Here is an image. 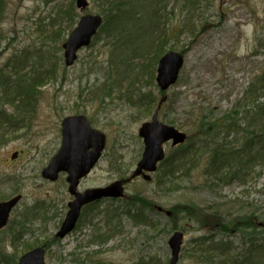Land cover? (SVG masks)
I'll return each mask as SVG.
<instances>
[{"label": "rangeland", "instance_id": "1", "mask_svg": "<svg viewBox=\"0 0 264 264\" xmlns=\"http://www.w3.org/2000/svg\"><path fill=\"white\" fill-rule=\"evenodd\" d=\"M50 1L0 0V75L11 81L17 73L24 84L34 81L39 86L7 94L12 96L9 101L0 90V108L4 110L0 111V123L5 114L15 110L14 106L18 109L13 117L14 130L0 138V180L16 178L0 185V194L5 186V198L23 196L13 213L14 220L21 207L24 212L26 208L32 212L35 206L36 216L25 229L19 227L28 233L20 242L15 239L17 229L13 223V227L0 230V264H8L7 256L14 264L13 260L25 253L24 245L38 242H49L45 264H138L153 256L161 264H168V241L175 233L183 235L177 264H207L201 255L206 245L197 243L206 242L210 236L226 235L200 226L192 215L219 211L227 224L251 216L260 224L264 220V165H255L245 179L217 180L212 174L206 175L213 181L209 183L204 175L209 147L197 141L199 135H195L200 118L210 122L233 110L239 102L242 106L247 88L257 85L264 75V0H150L152 5L145 11L154 16L157 13L162 19H147L148 24L140 29L142 44L138 41L134 46L142 58L134 61L133 71L138 75L146 71L142 62L152 60L155 54L183 51V67L175 84L164 92L167 101L159 118L187 134L188 143L199 147L196 166L186 173L190 164H182L169 177L172 181L163 179L165 166L158 165L150 180L138 178L126 185V199L95 204L86 210L74 231L63 239L54 238L65 216L68 195L61 182L54 187L52 183L44 186L40 172L59 145L61 121L67 116L87 114L93 126L106 135L102 157L82 184L83 188L105 187L135 171L143 152L138 131L150 121L155 105L147 110L134 107L128 96L132 88L123 87L108 88L110 98H104L101 104L89 103L92 90L103 84L107 69L116 77V69L124 67L114 54L115 48L110 50L105 35L99 32L89 46L78 52L77 60L66 66L63 50L57 46L62 49L75 23L61 41L46 34L50 28L45 26L58 11L55 4L66 7L73 2L76 21L83 15H101L107 4L104 0H86L87 7L79 10L75 0ZM20 58L27 60L26 66L19 65ZM117 70V77H121L123 71ZM156 70L157 63L149 86L145 85L147 73H142L138 84L143 81L140 90L157 101L161 94L156 86ZM45 71L54 76L34 79ZM240 108L238 117L242 118L248 107ZM5 127L0 125L1 132ZM218 135V140L226 138L224 142H231L228 147L240 144L239 135ZM164 149L168 157L177 151L170 144ZM190 157L184 163L195 159ZM142 202H149L150 208H143ZM175 206L183 210L172 220L171 209ZM191 207L192 215L187 212ZM133 208V214L136 210L145 213L150 226L127 214Z\"/></svg>", "mask_w": 264, "mask_h": 264}, {"label": "trees", "instance_id": "2", "mask_svg": "<svg viewBox=\"0 0 264 264\" xmlns=\"http://www.w3.org/2000/svg\"><path fill=\"white\" fill-rule=\"evenodd\" d=\"M104 1L107 4V8L103 12V25L99 32H103L107 43L110 39H115L116 42L119 43L121 42L124 45V51L127 49L126 46H132L135 49L133 50V56L141 59V54H139V56L136 55V47L134 46V43L138 41L142 44L141 39H139L138 36L140 29L145 24H148L147 19L150 22H157L158 20L160 22V19H162V16H157V13L154 16L145 11L146 8L151 7L152 0ZM137 1H139V3H137ZM72 3L63 9H60L64 12L58 10L53 16H50L51 21L45 26V28H50V33L48 34V31H46V34L52 36L53 39H56L57 41L63 40L67 30H70L75 23L74 4ZM143 12L146 13V19L143 17ZM143 20L146 22H143ZM165 31L168 33L167 30ZM160 56L161 55L155 54L152 60L142 62V66L147 69L146 71L143 70L142 73L148 74V79L145 80V85L149 86L151 80L153 81L154 67ZM126 69L129 70V67ZM49 73L51 72L45 71L44 76ZM129 73L133 75L132 79L134 81L132 82V87L138 84L140 81L139 79H143L141 77L142 73L138 75L131 69L129 70ZM41 74V72L38 73V78H41ZM117 75L118 70L116 69L115 76L117 77ZM30 83L32 87L29 86V88L39 87L34 85V81H29V84ZM256 83L257 85H251L245 91L243 98L244 104H242V106L239 102L238 105L234 106L233 110L210 122L206 121V118H200L197 125L198 133L196 136L199 135L197 141L206 143L210 152L209 160L205 168L206 175L212 174L217 177V180L221 178L238 179L239 177L245 179V176L251 174L255 165H264V75H262L261 78L259 77ZM101 87L106 90L108 88H121L117 83L108 80H105ZM108 91H110V89ZM261 99L262 101H260ZM238 107H241L240 110L248 107V109H245V111L242 112V118L238 117V115L241 114V112H238ZM220 132L225 133V137L230 135H234L235 137L236 135H239V146H241H232L233 148L228 147L231 142H224L226 138L219 142L215 140L214 143H211L214 138L217 139L220 137L218 135ZM235 141H237V138ZM209 144H211V146H209ZM175 150L177 151H175L174 154L167 157L161 163V165L165 166L164 173L162 174L163 179H165V177L169 178L171 174L180 170L182 164L184 165L186 162H195L200 149L199 147H194L191 143H187L186 145L179 146ZM190 155L193 157L195 156V159L192 161L188 160L184 163L187 158H191ZM190 170L191 166H189L185 172L189 173ZM2 196L3 195L0 194V200ZM150 206L149 202H142L143 208H150ZM192 208L193 207L187 210V212L191 211V215L194 212V209ZM182 210L183 208L180 206L173 207L171 209L173 212L171 219L174 220ZM133 211L134 210L132 209L127 214L136 220L142 221L144 225L150 226L147 221L148 218L145 216L144 212L136 210L135 214H133ZM192 217L198 220L200 226L208 227L210 229L214 228L215 230H219L222 235H226V238L210 236L206 242L197 243V246H201V244L203 246L206 245V248L201 250V255L203 256L202 261L205 263L264 264V220L258 224L255 216H251L250 218L243 219V221L236 220L227 224L224 221V215L219 211L209 213L201 212L199 217L193 215ZM236 241H238L237 244ZM32 247L34 246H25V250H30ZM13 263L16 264L14 260ZM138 264L161 263L155 258V256H153L148 257L147 261H140Z\"/></svg>", "mask_w": 264, "mask_h": 264}, {"label": "water", "instance_id": "3", "mask_svg": "<svg viewBox=\"0 0 264 264\" xmlns=\"http://www.w3.org/2000/svg\"><path fill=\"white\" fill-rule=\"evenodd\" d=\"M76 6L83 9L86 7V1L77 0ZM100 22L98 17L89 16L84 18L77 29L70 34L68 40L63 45L65 49L64 59L66 65H71L73 61L76 60V52L78 50L90 44L92 39L91 35L96 33V30L100 26ZM182 66L183 57L175 52H169L159 60L156 82L162 90L165 91L175 84ZM163 102L164 100L160 101L159 107ZM151 123L144 125L140 131V136L145 138V150L134 172V176H139L143 171L153 173L156 170V164L162 161L164 157L161 148V144L164 141L173 139V146H175L177 144H182L186 139L183 133L175 131L174 128L158 124L156 115L153 117ZM70 126H76V131L78 132L73 134L75 130H70ZM148 129L154 131V134H159V137H155L149 141L147 139L150 133ZM62 134V148L58 154L51 159L48 167L43 172V176L51 181L56 179L59 172H67L69 175L68 182L70 184L69 191L75 196V200L69 205L70 210L57 234V237L60 238L74 228L81 207L103 198H118L123 196V189L120 182L112 184L105 189L87 190L82 194L75 193L78 181L88 174L103 151L105 147L104 137L100 133L92 130L82 117L66 119L63 122ZM89 149H91L92 152L88 153L87 151ZM143 178L146 181L150 180V177L145 174ZM16 201L17 200H12L0 205V228L5 225L7 216ZM158 210L161 211L160 208H158ZM182 240L183 235L175 233L168 241L170 250L168 264H177ZM43 253L42 248L33 250L23 256L19 264H44Z\"/></svg>", "mask_w": 264, "mask_h": 264}, {"label": "bare ground", "instance_id": "4", "mask_svg": "<svg viewBox=\"0 0 264 264\" xmlns=\"http://www.w3.org/2000/svg\"><path fill=\"white\" fill-rule=\"evenodd\" d=\"M53 0H51L50 2H52ZM86 1V0H85ZM76 2H77V0H75V6H76ZM69 5V4H68ZM67 5V6H68ZM55 8H57V10H60V9H63L64 7H62V5H59V4H55V6H54ZM86 7H87V2H86ZM85 7V8H86ZM76 8L77 9H81V10H84L85 8H78L77 6H76ZM1 11V10H0ZM61 12H64V11H62V10H60ZM99 14V13H98ZM90 15H83V16H81L80 18H79V20H77L76 21V15H75V28L73 29V30H71L70 31V33H69V35H68V37H67V39H66V41L68 40V38H69V36H70V34L75 30V29H77V27H78V25L80 24V22L84 19V18H87V17H89ZM145 16H146V13H144L143 12V17L145 18ZM91 17H98L99 19H100V26L98 27V29L96 30V33H93L92 35H91V38L92 39H94V37L99 33V30H100V28H101V26L103 25V13H101V15L99 14L98 16H91ZM48 34L50 33V32H47ZM66 41H64L63 42V44H62V49H60V46L58 45L57 47L59 48V50H63V57L65 56V49L63 48V45L66 43ZM112 44V45H111ZM106 46V45H105ZM108 46H109V48H110V50H112V48L114 47L115 48V55H117L119 58H120V61H119V64H122V65H124V67L122 68L121 66H117L118 68L117 69H121L122 71H123V73L122 72H120V74H122L121 75V77H114L113 75H112V70L111 69H107V72H105V76H104V81L105 80H108V81H111V82H114V83H117L119 86H121V87H123V88H127V90H128V88H132L131 89V91L130 92H128V96H130L131 97V100H132V103H134V107H136V108H139V109H141V110H147V109H149L152 105H155V107H154V111H153V113H152V116H151V118H150V121H147V122H144L142 125H141V127H140V129H139V131H138V136H139V138L141 139V141H142V144H143V152H144V150H145V138L143 137V136H140V131H141V129L143 128V126L144 125H146V124H148V123H151L152 121H153V117L156 115V121L158 122V124H161V125H163V126H167V127H172V128H174L175 129V131H177V132H181V133H183L185 136H186V139H185V141L182 143V144H177V145H175V146H173V139H168V140H166V141H164L162 144H161V148H162V150H163V154H164V157H163V159H162V161H160V162H158L157 164H156V170H157V168H158V165H161V163L168 157V155H167V153L165 152V149H164V147H165V145L166 144H170V147L171 148H173L174 150L176 149V148H178L179 146H183V145H186L187 143H188V136H187V134H185L184 132H182L181 130H179L178 128H175L174 126H173V124L172 125H169V124H164V123H162L161 121H160V118H159V116H160V111H161V108L163 107V103L165 102V101H167V98L165 97V94H164V92H166L167 90H162L161 88H160V86L157 84V82H156V86L158 87V90H159V93L161 94V98H159L157 101L156 100H154L153 98L151 99L150 97H148L147 95H145L143 92H142V90H140L141 89V84H142V82H140L139 84H137L136 86H134V87H132V82L134 81L132 78H133V75H131L130 73H129V70L131 69L132 71H133V68H135V65H134V61H136V60H138L139 62H140V59H138V58H136V57H134L133 56V54H134V52H133V50H135L133 47L131 48V46H126L127 47V49H125V51L123 50V44L120 42H116V40L115 39H110V40H108ZM149 46V45H148ZM141 48V47H140ZM81 49H83V48H81ZM80 49V50H81ZM150 49V48H149ZM80 50H78L77 52H76V60H77V54H78V52L80 51ZM169 52H174V51H169ZM168 52V53H169ZM176 53V52H175ZM152 54V53H151ZM167 54V53H166ZM177 54L178 55H180V56H182L183 57V51L182 52H177ZM136 55H138L139 56V49H138V47L136 46ZM165 55V54H164ZM164 55H161L159 58H158V60H157V68H158V62H159V60L164 56ZM135 58V59H134ZM20 61H19V65L20 66H22V63H23V65L24 66H26V62H27V60L26 59H23V58H20L19 59ZM63 60H64V64H65V59L63 58ZM76 60H74L73 61V63L76 61ZM183 62H184V57H183ZM72 63V64H73ZM71 64V65H72ZM66 65V64H65ZM139 65V63L136 65V66H138ZM66 66H70V65H66ZM127 67H129V70H127L126 68ZM32 68V67H31ZM179 74H180V71H179ZM179 74H178V76H179ZM37 77H35L34 79H41V78H43V77H45V78H47L48 79V77H51V76H54V74L51 72V73H49V74H47L46 76H44V74H41V78H38L39 76H38V74L36 75ZM157 76H158V72H157V70L155 71V81H156V78H157ZM14 79L13 80H11L10 81V78H5V76H3V75H0V90L5 94L4 96L6 97V101H9L10 100V98L12 97V96H9V95H7V94H15V93H17V92H19V91H21L22 93L23 92H26V90H29V89H32V88H29V86L30 87H32L31 86V83L30 84H24L21 80H19V76L17 75V73H16V75L13 77ZM177 80H178V77H177ZM176 80V81H177ZM110 92L111 91H108V90H106L105 88H102V87H98V88H94L93 90H92V92H91V94H92V101H90L89 103H93V102H99L100 104L103 102V99L104 98H106V97H108V98H110L109 97V95H110ZM161 100H164V102L160 105V107H159V103H160V101ZM159 101V102H158ZM28 103V101L26 102V104ZM144 104H145V106H144ZM143 108V109H142ZM14 111H12V113H10V114H5V116L3 117V121L0 123V125L1 126H6L5 128H3L4 129V131H2L1 132V130H0V138L5 134V136L7 135V131L9 132V131H11V130H14V127H15V120H14V116L17 114V112H18V109L14 106ZM0 111H4V110H2L1 108H0ZM157 111V112H156ZM148 114H150V112L148 113ZM74 117H82V118H84L85 120H86V122L88 123V125H89V127L92 129V130H94V131H96V132H98V133H100L103 137H104V144H105V146H106V135L104 134V133H102L100 130H98L97 128H95V126H93V124H92V121H91V119L87 116V114H77V115H71V116H67V117H65L62 121H61V128H60V138H58L59 139V145L56 147L57 149L55 150V152L54 153H52L51 154V156H50V158L48 159V161L46 162V164L43 166V170H41L42 171V177L44 178V179H46V180H48V181H50V182H55V181H57V179L60 181V180H62L63 181V179H61V176L62 175H67V180H66V182H67V186H68V193H69V196H71L72 197V200L70 201V203H69V205L75 200V196L74 195H72L71 193H70V191H69V187H70V184H69V182H68V177H69V175L67 174V172H65V171H61V172H59L58 174H57V177H56V179L54 180V181H51L50 179H48V178H45L44 176H43V172H44V170L48 167V165H49V162L51 161V159L54 157V156H56L57 154H58V152L61 150V148H62V143H63V134H62V129H63V122L66 120V119H69V118H74ZM2 118V117H1ZM20 119H22V118H20ZM152 124V123H151ZM70 130H75V131H73V134H76L78 131H76L77 130V127L76 126H70ZM148 131H150L149 129H148ZM196 136V135H195ZM155 137H159V134H154V131H150V133H149V136H148V140L150 141V140H152V139H154ZM215 140L217 141V142H219L220 140H218V138L217 139H213V142L212 143H214L215 142ZM0 144H2V141H1V139H0ZM88 153L89 152H92V150L91 149H89L88 151H87ZM17 155V154H16ZM101 157H102V154H100L99 155V158L101 159ZM13 158H16V157H13ZM99 158L97 159V161H96V163L93 165V167L90 169V171L88 172V174L85 176V177H83V178H81L79 181H78V184H79V182L80 181H82L83 179L85 180L86 179V177H88L89 175H90V173L94 170V166L96 165L97 166V164H98V162L100 161L99 160ZM99 160V161H98ZM195 163L196 162H193V163H185V164H190V165H188L187 167H186V169L189 167V166H191V170L189 171V173L194 169V167L196 166L195 165ZM138 165V164H137ZM96 166H95V168H96ZM136 169H137V166H136ZM136 169H135V171H136ZM185 169V170H186ZM155 170V171H156ZM134 171V172H135ZM154 171V172H155ZM134 172L128 177V178H132L131 180H130V182L132 181V180H137L138 178H142L143 180H144V178H143V175L145 174V175H147V176H149V177H151L150 175L152 174V173H148V172H146V171H143L142 173H140V175L139 176H134ZM204 175H205V177L207 178V181H209V183H213V181L212 180H210L207 176H206V174H205V171H204ZM59 177V178H58ZM16 177H8V178H6V180L4 181V182H1V180H0V185H2V184H6V183H8V182H10V183H12V182H14V179H15ZM128 178H120V179H118V180H115V181H113L112 183H110L108 186H110V185H112V184H115V183H117V182H120L121 183V187H122V189H123V196L122 197H118V198H107L108 200H112V201H121V200H123V199H126L125 198V187H126V185L129 183V181L127 182V180H128ZM146 181V180H145ZM4 184V185H5ZM78 184H77V186H78ZM77 186H76V188H75V193H77V194H82V193H84L85 191H87V190H93V189H105L106 187H108V186H105V187H89V188H87L86 190H84L83 192H78L77 191ZM0 189H2V188H0ZM4 190H3V193H2V198H1V200H0V205L1 204H5V203H7V202H10V201H12V200H17L16 201V203L14 204V206L11 208V210H10V212H9V214H8V216H7V220H6V223H5V225H3L1 228H0V230H2V229H4L5 227H6V225H7V221H8V218H9V215H10V213H11V211L13 210V208L15 207V206H17L18 204H19V202H21V200H22V196H20V195H13V196H10V197H7V198H5V196H4V194H5V192H6V187L4 186V188H3ZM65 191V190H64ZM95 204H99L100 203V201L98 200V201H93ZM53 203V202H52ZM127 203V202H126ZM46 205H52V204H46ZM69 205H68V210L66 211V213H65V216H64V218H63V220H62V222H61V224H60V226H59V228H58V230H57V232H56V234H55V236H54V238L55 239H63L64 237H66L67 235H69L72 231H74L75 229H76V227H78V225H79V223H80V220L81 219H77V221H76V224H75V226H74V228L70 231V232H68L66 235H64L63 237H57V234H58V232L60 231V229H61V226H62V223H63V221H64V219H65V217H66V215H67V213L69 212V210H70V207H69ZM133 210H134V208H133ZM21 213H22V211H21ZM27 218H25L24 220H26ZM21 221V219H19L18 217H16L15 218V222H14V224H15V228L17 229L16 230V233H17V237L15 238L16 239V241H18V242H20V240H21V238H24L23 236L24 235H27L28 233H25L24 234V231L22 230V229H19V227H23V229H25V226L27 225V223H24L23 225H21V226H19L18 224H19V222ZM52 241H50V243H51ZM49 242H38V243H33V246L34 247H32L30 250H25V245L22 247V245H21V247H22V250H24V252L25 253H23L19 258H15V262H16V264H19V262H20V260H21V258L23 257V256H25L26 254H28V253H30V252H32L33 250H36V249H38V248H42L43 249V247H49ZM29 246V245H28ZM44 253H43V257H44ZM170 258V257H169ZM44 260H45V257L43 258ZM179 259V258H178ZM6 261H7V263L8 264H12V261H10V259L8 258V256H7V258H6ZM44 264H45V262H44Z\"/></svg>", "mask_w": 264, "mask_h": 264}, {"label": "flooded vegetation", "instance_id": "5", "mask_svg": "<svg viewBox=\"0 0 264 264\" xmlns=\"http://www.w3.org/2000/svg\"><path fill=\"white\" fill-rule=\"evenodd\" d=\"M18 154V153H17ZM53 155V154H52ZM52 157V156H51ZM99 160H100V158H99ZM98 160V161H99ZM96 166V165H95ZM95 166H94V168H95ZM42 170H43V167H42ZM40 176H41V178H42V181H40V182H45V183H43V185L45 186V185H48L49 183H52L51 185H53V187L55 186V183L57 184L58 182H61L62 183V185H61V188L62 189H64L65 191H66V193H67V195H68V200H67V203H66V205H65V207H64V209H65V213H66V211L68 210V205H69V203H70V201L72 200V197L71 196H69V193H68V186H67V182H66V180H67V175H62L61 176V179H63V181H59L58 179H57V181H55V182H50V181H48V180H46V179H44L43 177H42V171L40 172ZM10 177H16V176H10ZM6 178H8V177H6ZM59 178V177H58ZM83 182H84V179L82 180V181H80L79 182V184H78V186H77V191L78 192H83L84 190H86L87 188H83L82 187V184H83ZM22 198H23V196H22ZM19 206V204L17 205V206H15L14 208H13V210L11 211V213H10V215H9V218H8V221H7V225H6V227L8 226V225H10V227H15V224H14V222H15V220L13 219V213H15V211H16V209H17V207ZM93 206H95V204H93V203H90V204H88L87 206H84L82 209H81V211H80V217H79V219H81V218H83L84 217V213L86 212V210H88L89 208H91V207H93ZM26 210L27 211H25L24 212V207H21L20 208V210L18 211V213L15 215V217L14 218H16V217H18L19 219H21V221L19 222V226H21V225H23L24 223H28V222H30V221H32L33 219H35V206H33V211L31 212V211H29V209H27L26 208ZM21 211H22V213H21ZM25 218H27L26 220H24ZM12 223H13V226H12ZM5 227V228H6ZM3 230V229H2Z\"/></svg>", "mask_w": 264, "mask_h": 264}]
</instances>
